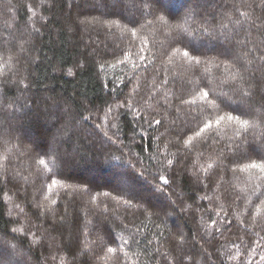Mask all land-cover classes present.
I'll list each match as a JSON object with an SVG mask.
<instances>
[{
    "label": "trees",
    "instance_id": "1",
    "mask_svg": "<svg viewBox=\"0 0 264 264\" xmlns=\"http://www.w3.org/2000/svg\"><path fill=\"white\" fill-rule=\"evenodd\" d=\"M49 2L44 0V4H41V0H0V36L8 38L11 35L14 38L7 45L13 48V52L4 53L5 57L13 56L11 69L5 70L6 77L0 76V81L7 80L6 84H0V106L6 113H14L11 116V130L6 129V134L0 140V176L12 180L4 187L8 196L0 192L3 198L0 200V250L5 253V260L12 253L9 245L15 244L19 251L11 256L14 264L15 261H20V264H59V261L51 259L54 253L64 256L71 264H115L114 260L97 259L104 255L101 240L106 241L108 233H111L122 240L138 239L139 248L133 246L137 252L144 248L147 239H151L153 251L151 255H141L142 264H156V260L166 264L155 253L157 247L161 252L168 251L177 258L175 264H180L179 256L183 253L175 249V242L179 234L183 233L186 241L184 250L192 256L193 261L201 260L203 249H207L214 256L211 261L204 260L202 264H220L215 249L223 244L226 245L221 249L225 254L224 264H246L248 260L252 264H264V260H260V256L264 255V241H260V237L264 236V231H261L264 205L256 199L258 191L264 189L256 187L255 170L235 176L227 173L219 187L216 185L219 177L214 176L206 191L199 183L203 175L198 171L199 165L206 160H215L221 150L228 155L225 146L233 142L229 138L233 137L236 126L222 125L217 144L209 141L208 145H198V150L205 152L203 158L196 160L193 154L183 164L174 162L175 175L164 167L167 159H173L171 153L176 152L173 144H168L166 156L164 144L168 140L176 142V136L185 122L196 126V120L193 119L196 112L190 111L187 105H181L178 97L190 99L205 84L209 90L214 88L217 92L232 94V85L226 75H221L213 63L192 68L182 58L183 45H177L175 41L183 39L185 44L191 42L199 46L202 60H226V57L218 56L219 43L224 42L225 46L239 50L241 46L236 44L238 40L251 39L252 43L264 40L255 28L249 29L254 21L259 23L257 16L264 15L259 8L253 12L249 7L258 4L259 0H247L246 4L242 0H201L198 7L200 16L210 21L214 18L209 27L216 33L223 31L231 44L224 37L210 39L197 31L200 17L184 21L182 26L191 35H181L175 25L184 14V0H166L167 6L154 5L160 10L158 14L172 21L171 31L162 29L154 16L141 15L139 8L130 3L124 6L115 4V0H72L73 7L69 9L68 0H60L52 11H46L45 5ZM29 3L36 9V17L27 11ZM234 4L241 11L248 12L250 18L241 17L235 11ZM114 13H123V17L137 19L139 23L129 24L128 19ZM41 16L48 20L47 26L42 27L43 34L29 35L33 24L41 27ZM237 19L242 21L245 29L250 30V37L235 24ZM149 20L153 23L148 24ZM112 21H119L120 27L112 25ZM125 25L135 27L137 36L132 37L126 32ZM220 25L227 27L221 28ZM24 41H28L24 43L25 51L20 52L18 45ZM130 44L133 53L130 61L112 67L117 59L125 58L124 52H128ZM176 47L181 49L180 53L174 51ZM141 55L145 57L144 61L140 60ZM134 63L141 66L133 69ZM78 64H83V67H77ZM100 65H104L103 70ZM69 69L73 75H68ZM23 77H27L25 82L31 85L26 90L17 88L14 83ZM165 79L168 80L166 85L163 84ZM137 84L139 91L131 97L138 109L137 115L149 120L160 119L163 126L149 128L132 112L117 107ZM113 88L116 91H112ZM13 99L17 101L15 105L11 104ZM25 103L27 108L19 107L16 111L19 105ZM168 104L172 105L170 109ZM109 105L112 106L110 112ZM177 107L180 109L179 119H176ZM165 115L167 119H164ZM85 117L88 119L85 120ZM173 119H176L175 125L170 123ZM253 123L258 126L249 130L248 142L259 145L264 142L261 139L264 125H259L255 118ZM63 125H67L68 131L73 133L71 141H68V133H61ZM166 128L169 131L166 132ZM157 136L159 140L155 139ZM108 137H112V140ZM48 144L53 149L58 147L60 154L65 156L67 164L63 169H60L55 154L51 157L37 155L42 153V146ZM156 144H160L159 150ZM241 147L243 149L245 146ZM41 158L46 160L51 172L39 164ZM193 160H196V167H193ZM224 163L228 164L229 161L224 160ZM133 168L135 173L143 171L145 177H137L135 193L128 191L124 183L126 174L132 173ZM157 172L174 175L175 184L157 192L154 188L156 181L153 180ZM52 178L58 184L49 193L47 185ZM172 188H175V193ZM177 193L183 194L185 204L193 206L187 212L180 211ZM205 194L211 198L210 201L195 199ZM46 195L47 200L44 199ZM133 195L135 199H132L131 204L123 202ZM237 196L239 200H235ZM52 199H56L55 205H51ZM4 200L7 203H3ZM249 200L253 202V211L256 205L261 207V214L255 222L244 214ZM137 201H141L149 211L158 213V218L154 216L151 221L146 220L136 207ZM171 201H177V204L172 205ZM210 202L213 208L217 204L223 205L229 212L228 218H232L235 212L245 220L252 232V235H244L246 243L236 239L243 231L237 233L235 227L232 232L217 236L214 240L203 231H198L201 223L199 216L204 215V211L197 210V204L206 208ZM38 203L45 208L36 207ZM16 204L24 208V213H20ZM105 205L107 212L104 211ZM9 209L12 211L11 216L8 215ZM41 212L43 219H37ZM62 215L65 217L63 224L59 219ZM208 215H205V228ZM9 220H18L19 223H8ZM123 224L129 227L124 228ZM36 226H40L39 229ZM13 227L24 228L26 233L29 229L36 232L40 238L39 244L33 243L31 235L12 233ZM257 241L260 243L257 244ZM233 244H239L243 253L239 261L231 259L237 251L232 247ZM85 245L87 251L83 255H76ZM253 248L255 251H252Z\"/></svg>",
    "mask_w": 264,
    "mask_h": 264
},
{
    "label": "snow or ice",
    "instance_id": "2",
    "mask_svg": "<svg viewBox=\"0 0 264 264\" xmlns=\"http://www.w3.org/2000/svg\"><path fill=\"white\" fill-rule=\"evenodd\" d=\"M60 2V0H50L49 3L45 5L46 11H52L55 8L56 3ZM201 0H184L182 7L184 8V14L180 18V21L176 23L175 27L179 30L181 35H191L187 33V30L183 28V22L194 17H200L201 23L199 27L196 29L202 35L207 36L208 38L224 37V40L231 44V40L229 37L225 35L223 31L216 33L214 29L210 28L209 25L214 22V18L212 21L205 19L200 16L198 12V7ZM131 4L133 7H138L141 15H152L155 18V21L158 22L161 28H167L169 31L172 30V21L168 19L163 14H158L159 9L154 8L156 4H166V0H115V4L127 6ZM242 3L246 4L247 0H242ZM41 4H44V0H41ZM67 7L71 9L73 7L72 0H68ZM235 11L239 13L241 17H249L248 12H244L240 10L239 6L233 5ZM251 10L255 12L256 8L261 10V13H264V0H259L258 4L249 5ZM27 11L31 13L32 17L37 16V11L33 7L31 3L27 5ZM119 14L124 19H128L127 17H123V13H114ZM42 21L41 27H37L35 24L31 27V33L29 35H42V27H46L48 24L47 18L41 16ZM256 20L249 25L250 28H255L257 30V34L261 37H264V15L257 16ZM128 23L132 25H136L139 23L137 19H128ZM148 24H152L153 21H147ZM112 25L116 27H120L119 21H112ZM235 24L242 31H246L248 36H251V32L249 29H245L243 27V23L241 20L237 19ZM143 27V25H141ZM221 28H226V25H220ZM124 30L131 34L132 37L137 36V31L135 27H127L124 26ZM238 34V33H237ZM13 37H3L0 36V76H7L6 69H11L10 61H12L13 56L8 55L5 57V52H13V48H8L7 45L12 42ZM28 41H24L20 43L19 51L24 52V43ZM177 45H183L182 58H185L188 64L192 68H199L202 64L207 65L209 63H213L217 71L221 75H226L231 82L232 87L230 88L231 95L228 92H217L214 88L209 90L208 85L205 84L204 87H201L199 91L196 92L195 96L190 99H184L182 97H178L181 105L189 106L190 111L196 112V115L193 116V119L196 120V126L193 127L188 122H185L184 127L181 129L180 133L176 136V142L174 143L172 140H168L166 144H164L165 155L167 156V147L168 144H173L176 148V152L171 153L173 159H167L164 167L168 170V172L173 173L175 175V163L183 164L184 160H188L190 156L195 154L196 160L203 158L205 156L204 151L198 150V145H208V142L211 141L212 144H217V137L220 135L221 126H236L233 137H230V141H233L227 144L225 147L227 148L228 155H225L224 151H220V155L215 160H206L205 163L200 164L198 167V171L203 175L199 178V183L203 186V189L206 191L209 188V183L212 181V177L218 176L219 179L216 180L217 187L220 186L221 183L224 182V175L227 173H231L235 176L237 173H247L249 170H255L256 176L255 181L256 187L258 189H264V142L259 145H254L248 142V133L251 128L254 126L253 118L259 122V125H264V40H261L258 43H252L251 39L248 40H238L236 44L241 46L239 50L234 47L225 46L224 42H221L217 46L218 56H224L226 60H219L217 58H213V60L209 61L207 59L201 58L200 47L193 45L191 42L185 44L183 39H177L175 41ZM249 44L252 46L249 47ZM15 47V46H14ZM132 45H129L128 52H124V59H117L116 64L111 65L112 67H116L119 64H127L133 53H131ZM123 51V50H122ZM141 52L144 51L143 48L140 49ZM175 52L180 53L181 49L176 47L174 49ZM140 60L144 61L145 57L143 55L140 56ZM148 63H152V61H148ZM140 64H133V69L139 68ZM77 67H83V64H78ZM147 65H145V68ZM104 65H100V69L103 70ZM205 71L207 68L205 67ZM68 75H73L71 69L68 70ZM203 78V77H202ZM27 77H23L17 81H14L17 88L28 89L31 87L30 83H26ZM130 82V81H129ZM7 80L0 81V84H6ZM121 83H124L121 80ZM168 80L165 79L163 84H167ZM199 83V81H197ZM127 86V85H125ZM112 91H116L115 88ZM139 91V84L135 85L131 92L125 97L124 102L117 105L118 108L126 109V111L132 112L133 115L137 116V119H142L144 123L148 125L149 128H154L157 125L163 126L161 124L160 119H151L149 120L147 117H140L137 115L138 109L133 103L131 97L135 96ZM6 96V93H4ZM155 95V93H153ZM151 99V97H149ZM17 101L13 99L11 104L15 105ZM167 103V101H166ZM223 105V107H222ZM19 107L27 108V103L23 105H19L16 108V111L19 110ZM169 109L172 107L171 104H168ZM199 111H196V110ZM112 110V106H108V111ZM178 115L176 119H179V107L176 109ZM204 114V115H201ZM11 116H14V113L8 114L5 109L0 106V140L3 139L6 134V129L11 130L12 128V119ZM200 119L197 120V117ZM85 120L88 118L85 117ZM164 119H167V116H164ZM176 119H173L170 123L171 125L176 124ZM99 127V125H97ZM61 133H68V141L72 140L73 133L68 131V126L63 125L60 129ZM165 131H169L168 128ZM10 134V133H7ZM107 136V132L104 133ZM161 136L164 133H160ZM243 137V139H241ZM109 140H112V137H108ZM156 140H159L160 137H155ZM223 139V137H221ZM262 141H264V136H262ZM68 141H61V143H66ZM182 141V145L180 144ZM114 142V141H113ZM32 143H36L35 140ZM242 145L243 147L242 149ZM156 148L160 149V144L155 145ZM31 152V149L28 150ZM49 156L51 157L55 154L57 160H59V167L63 169L67 164V160L64 155L60 154L59 148H52L51 144L42 146V153H38L37 155ZM223 157V159H220ZM121 157H115V159H120ZM151 159H155V157H150ZM196 160L192 161L193 167H196ZM224 160H228L229 163L225 164ZM39 164L42 165L46 170L52 171L48 167V163L45 159H39ZM56 173L53 172V176ZM174 175L170 176L168 174H161L157 172L156 175L153 176V180L156 181L154 184V188L157 192H162L163 187H172L175 184ZM139 178H145L144 172L135 173V169L133 168L132 173H127L124 183L127 186V190L135 193V181ZM208 181V182H206ZM11 178L7 176H0V192H3L4 196H8V193L4 191V187L11 183ZM58 181L55 178L51 179V183L47 185L49 193H51L52 189L56 187ZM173 193H175V188H172ZM58 195V194H57ZM107 195V193L105 194ZM177 199L180 201L178 205L181 212H187L193 206L191 204H185V197L182 193H177ZM264 190H260L257 193L256 199L260 201L261 205H264ZM3 198L0 197V200ZM35 200V197L33 198ZM45 200L48 199L46 195L44 197ZM114 199H117L114 197ZM132 199H135L133 195L130 199H126L123 202L125 204H131ZM198 201H210L211 198L206 194L204 196H199L195 198ZM240 197H235V200H239ZM235 202V201H234ZM3 203H7L6 200ZM51 205H55L57 203L56 199H52L50 201ZM172 205H176L177 201H171ZM253 202L251 200L248 201V207L244 209L245 216H250L255 222L257 216L261 214V207L256 205L254 211L252 210ZM38 208L44 209L45 206L43 204H36ZM16 208L19 209L20 213H24V208L21 205L16 204ZM137 209L140 211V215L144 216L146 220L151 221L155 216L158 218L159 214L155 212L149 211L144 207V204L141 201H137L136 205ZM203 209L204 215L199 216L200 227L198 231H203L206 236L211 237L213 240L216 239L217 236H223L225 233H230L233 230V227L236 228V232L240 233L243 231L242 235L236 236V239L240 240L241 243H246L244 241V235H252L250 231V227L247 223H245L244 219H241L239 215L233 212L232 218L229 217V212L227 209L223 207L221 204H217L215 208L212 206V202L208 204L205 208L202 204H197V210ZM104 211L107 212V206L105 205ZM175 211V208H173ZM67 209H65V214ZM213 214V215H208ZM8 215H12L11 209H9ZM205 215H208L207 228H205ZM2 216V213H0ZM214 217H219L220 219H215ZM37 219H43V212H41ZM60 223L63 224L65 217L60 216ZM236 221L235 225L233 221ZM8 223H19V221L9 220ZM143 224V221H141ZM221 224L223 225V229L221 228ZM39 229L40 226H36ZM124 228H128V224H123ZM158 227V226H157ZM211 229V231H209ZM139 231V229H137ZM261 231H264V225L261 226ZM12 233H19L24 235H31L33 237V243L39 244L40 238L37 236L36 232L28 230L26 233L24 228H11ZM257 235L259 233H256ZM87 235V233H85ZM163 235V233H161ZM260 241H264V236L260 237ZM260 241L256 243L259 244ZM210 242V241H209ZM102 248L101 251L104 252L103 256H98L97 259L100 260H114L115 264H142L141 255H151L153 251L151 249L152 240L147 239V243L144 245V248L140 251H134L133 246L139 248L140 241L138 239H134L132 241L122 240L118 236H113L111 233H108L107 240H101ZM186 243L183 233H180L176 242L175 249H178L180 253H183L179 256L180 264H202V261L207 260L211 261L213 259L214 253L209 252L207 249H203V254L201 256V260L193 261V258L190 254H188L184 250V244ZM226 245H219L216 247L215 253L217 259L220 260V264H224V252L221 250ZM247 246V244H246ZM9 247L12 250V253L9 254V259L5 260V253L0 250V264H14L11 256L13 254L18 253L17 246L15 244H10ZM232 247L236 248V253L231 256V259H235L239 261L240 256L243 254L240 250L239 244H233ZM127 249V250H126ZM31 250V249H30ZM71 250V247L70 249ZM87 251V245L85 248L81 250V252L76 255H83L84 252ZM155 253L163 258L166 261V264H175L176 257L172 256L168 251L161 252L160 248L157 247L154 249ZM252 251H255L253 248ZM75 257H73L74 259ZM51 259L53 261H59V264H71L70 261H66L64 256H60L56 253L52 254ZM155 259V257H153ZM260 260H264V255L260 256ZM15 264H20V261H15ZM151 264V262H149ZM156 264H160L159 260H156ZM246 264H252L251 260H248Z\"/></svg>",
    "mask_w": 264,
    "mask_h": 264
}]
</instances>
